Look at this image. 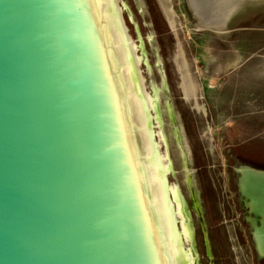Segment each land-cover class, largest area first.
Segmentation results:
<instances>
[{"label": "water", "instance_id": "1", "mask_svg": "<svg viewBox=\"0 0 264 264\" xmlns=\"http://www.w3.org/2000/svg\"><path fill=\"white\" fill-rule=\"evenodd\" d=\"M236 179L263 257L264 173ZM0 264H245L168 0H0Z\"/></svg>", "mask_w": 264, "mask_h": 264}, {"label": "rangeland", "instance_id": "2", "mask_svg": "<svg viewBox=\"0 0 264 264\" xmlns=\"http://www.w3.org/2000/svg\"><path fill=\"white\" fill-rule=\"evenodd\" d=\"M168 3L176 42L194 89L212 168L226 213L238 236L243 262L264 264L247 223L249 208L243 204L236 179L238 172L247 166L264 171V131L258 132V127L252 129L249 140L247 134L237 131L230 117H225L227 112L214 110V107L208 111L202 96V82L216 83L223 92L228 86L238 85L235 84L238 75H253L244 77L242 85L264 86V0H238L224 19L214 22L200 19L189 7L188 0H168ZM237 28L246 29L235 30ZM240 39L251 44L240 54L247 60L238 59ZM251 113L250 121L258 122L264 109Z\"/></svg>", "mask_w": 264, "mask_h": 264}, {"label": "crops", "instance_id": "3", "mask_svg": "<svg viewBox=\"0 0 264 264\" xmlns=\"http://www.w3.org/2000/svg\"><path fill=\"white\" fill-rule=\"evenodd\" d=\"M242 29L246 28H237L235 30L241 31ZM247 46H251V44H248L245 40H243V42L241 39L238 40L237 54L239 53V61H242L241 59L244 58H241L240 54L243 55V50ZM238 76V80L235 81V84L238 85L228 86V88L223 89V92H221L220 88L217 87L216 83L207 84L205 81L202 82V96L205 101V105L209 107L208 111H212L214 107V110L227 112L225 117H230L232 123L235 124L234 126L237 127V131L243 135L247 134V138L250 140V133H252V129L258 127V132L264 131V115H262L261 118H258V122H251L249 119V116L252 115L251 112L253 110L264 109V86H257L255 88L254 86L250 85H242L244 82V77H253V75L245 74V76Z\"/></svg>", "mask_w": 264, "mask_h": 264}, {"label": "bare ground", "instance_id": "4", "mask_svg": "<svg viewBox=\"0 0 264 264\" xmlns=\"http://www.w3.org/2000/svg\"><path fill=\"white\" fill-rule=\"evenodd\" d=\"M233 10V9H232ZM221 26H223L222 25V23L220 24ZM220 26V27H221ZM218 29V28H217ZM247 169H244V170H250V171H252V172H255V173H258V174H263L264 173V171L262 172V171H258V170H253L252 168H249V167H246ZM249 208V207H248ZM262 257V256H261ZM264 257V256H263Z\"/></svg>", "mask_w": 264, "mask_h": 264}, {"label": "trees", "instance_id": "5", "mask_svg": "<svg viewBox=\"0 0 264 264\" xmlns=\"http://www.w3.org/2000/svg\"><path fill=\"white\" fill-rule=\"evenodd\" d=\"M239 191V190H238Z\"/></svg>", "mask_w": 264, "mask_h": 264}]
</instances>
